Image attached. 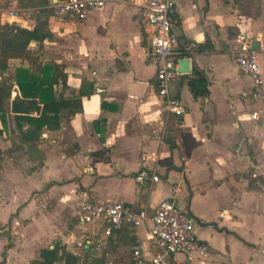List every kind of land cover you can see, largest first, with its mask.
Instances as JSON below:
<instances>
[{"label": "crops", "instance_id": "crops-1", "mask_svg": "<svg viewBox=\"0 0 264 264\" xmlns=\"http://www.w3.org/2000/svg\"><path fill=\"white\" fill-rule=\"evenodd\" d=\"M146 1L107 0L77 20L55 14L50 0L53 36L44 50L36 43L30 49L42 64L64 65L67 93L82 91V108L14 152L19 131L8 117L0 138V264H30L58 242L79 264L100 257L105 264H132L138 243L149 263L157 251L149 220L115 229L103 217L83 220L79 211L78 221L69 218L87 200L152 214L168 198L194 216L196 236L208 246L205 253L177 254L170 264H264V84L254 87L237 63L242 40L258 41L264 76V0H175L174 31L195 43L191 71L172 85L186 107L180 116L168 112L158 93L141 23ZM5 23L33 28L36 18L6 13ZM9 64L0 79L36 67L22 58ZM193 69L205 73L208 96L191 93ZM142 171L159 180L140 182Z\"/></svg>", "mask_w": 264, "mask_h": 264}, {"label": "built area", "instance_id": "built-area-1", "mask_svg": "<svg viewBox=\"0 0 264 264\" xmlns=\"http://www.w3.org/2000/svg\"><path fill=\"white\" fill-rule=\"evenodd\" d=\"M107 0H51L55 14L69 19L84 20L90 13L106 6ZM178 7L175 0H147L141 10V23L151 43L150 60L156 66L158 93L164 99L168 112L182 115L186 111L182 101L172 93V85L182 72L180 60L189 58L195 43L182 40L174 31ZM11 15L16 14L11 11ZM237 63L242 74L248 76L255 87H262L264 76L260 65V52L254 47V40L244 38L238 50ZM150 177L159 180L156 173L149 175L142 171L138 180ZM79 217L83 220L105 218L113 228L122 229L126 224L138 226L151 222V238L157 251L146 263L142 255V245L132 246V264H170L177 254L190 255L194 251L205 253L208 246L201 243L195 233V218L178 207L168 198L159 203L154 213L146 207L136 209L122 202L98 203L87 200L80 206ZM110 233V229L107 230ZM178 264H190L187 261Z\"/></svg>", "mask_w": 264, "mask_h": 264}, {"label": "trees", "instance_id": "trees-1", "mask_svg": "<svg viewBox=\"0 0 264 264\" xmlns=\"http://www.w3.org/2000/svg\"><path fill=\"white\" fill-rule=\"evenodd\" d=\"M36 7V25L25 28L15 23L0 24V73H8L12 58L27 59L35 64V69L21 66L15 69L12 79H0V138L4 134L9 116L13 117L15 127L19 131V141L9 152L21 149L24 145H35L41 140L46 129H59L66 119L74 116L82 108L80 91H70L68 74L64 65L39 61V56L30 49L31 43H36L39 50H44L45 41L52 38L49 27L50 0H37L32 4ZM183 74H181L182 76ZM189 81V89L194 97H206L210 94L208 80L202 70L193 69ZM15 94V95H14ZM15 96V97H13ZM4 151L0 145V164ZM65 260V264H79L80 258L66 250L58 242L53 248L41 250L40 258L30 264H57ZM94 264H105L102 257Z\"/></svg>", "mask_w": 264, "mask_h": 264}, {"label": "rangeland", "instance_id": "rangeland-1", "mask_svg": "<svg viewBox=\"0 0 264 264\" xmlns=\"http://www.w3.org/2000/svg\"><path fill=\"white\" fill-rule=\"evenodd\" d=\"M37 0H0V18L1 20L3 18H5V14H9L11 13V10H14L17 14H21V13H31L34 14V16L37 13V9L36 7H33V3H35ZM50 9V6L48 7ZM174 86V83H173ZM255 87V86H254ZM258 88V87H257ZM11 203L8 205V207L11 208ZM81 205H78V207H76V211L75 213L79 211ZM45 207H48V205H46ZM7 212H8V208H6L5 210H3V214L1 219L5 220L7 217ZM77 213L76 216H71L69 218V221L73 220V222L78 221V217H77ZM75 218L77 220H75ZM72 222V221H71ZM2 230L4 228H1ZM50 241V240H49Z\"/></svg>", "mask_w": 264, "mask_h": 264}, {"label": "water", "instance_id": "water-1", "mask_svg": "<svg viewBox=\"0 0 264 264\" xmlns=\"http://www.w3.org/2000/svg\"><path fill=\"white\" fill-rule=\"evenodd\" d=\"M254 47H255V49H259L260 48V45H259L258 41H256L254 43ZM179 68H180V71L182 73H189L191 71L190 59L186 58V59L180 60Z\"/></svg>", "mask_w": 264, "mask_h": 264}]
</instances>
